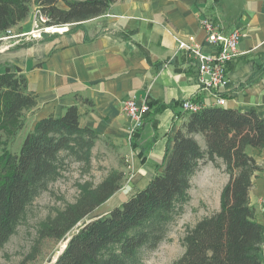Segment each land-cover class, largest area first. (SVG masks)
I'll return each instance as SVG.
<instances>
[{
    "label": "trees",
    "instance_id": "1",
    "mask_svg": "<svg viewBox=\"0 0 264 264\" xmlns=\"http://www.w3.org/2000/svg\"><path fill=\"white\" fill-rule=\"evenodd\" d=\"M59 2L65 9L58 7ZM112 2L0 0V40L27 18L33 6L48 18V26L79 28L86 20L104 14ZM254 74L250 82L256 79ZM79 101L92 106L89 99ZM35 105L36 97L27 90L22 70L6 68L0 74V246L13 233L27 205L60 176L66 159L88 165L93 147L103 137L80 125V108L72 105L60 116L37 121L13 153L10 144L24 126V112ZM180 114L184 120L172 147L144 188L104 218H93L78 227L122 188L124 174L114 171L95 186L79 184L76 201L44 222L40 238L67 239L65 248L50 263L139 264L141 249L157 248L169 223L190 200L191 178L201 165L219 159L228 175L219 195V209L186 231L183 254L169 264H263V226L255 220V209L249 203L252 178L260 168L246 148L264 150V117L254 107L240 111L205 105L198 112ZM140 130L132 132L129 147L144 162V149L138 150L137 143ZM196 135L203 137L205 150Z\"/></svg>",
    "mask_w": 264,
    "mask_h": 264
},
{
    "label": "crops",
    "instance_id": "2",
    "mask_svg": "<svg viewBox=\"0 0 264 264\" xmlns=\"http://www.w3.org/2000/svg\"><path fill=\"white\" fill-rule=\"evenodd\" d=\"M58 7L65 9L62 2ZM202 19L217 25L223 34L236 28L244 34L237 56L227 65V82L219 94L225 99L221 107L240 111L254 107L264 117V0H113L104 14L81 27L71 25L67 32L40 38L28 36L30 12L0 40V74L17 67L25 75L27 90L36 97L35 107L24 112L29 131L37 121L60 116L67 107L77 105L81 126L125 143L132 121L123 112V101L146 102L149 110L137 141L145 161L133 153L132 181L142 184L125 187L130 196L146 186L172 147L184 120L181 102L195 99L217 106L208 93L199 91L190 54L196 45L204 52L211 50ZM180 43L185 47L179 49ZM254 72L256 79L250 82ZM81 98L89 99L92 106L82 104ZM194 138L205 150L203 137ZM246 153L260 168L252 178L249 203L264 237V150L247 147ZM198 178L207 189L214 188L217 196L228 181L219 159L215 165H201L190 190ZM218 209L217 203L212 211ZM261 257L264 264V244Z\"/></svg>",
    "mask_w": 264,
    "mask_h": 264
},
{
    "label": "rangeland",
    "instance_id": "3",
    "mask_svg": "<svg viewBox=\"0 0 264 264\" xmlns=\"http://www.w3.org/2000/svg\"><path fill=\"white\" fill-rule=\"evenodd\" d=\"M32 10V9H31ZM24 126L10 144V150L17 153L30 129V123L24 113ZM91 151L89 164L66 159L60 176L51 182L27 207L15 224L13 233L0 246V264H50L49 261L60 253L67 239L55 242L39 237L44 222L62 210L66 204L74 203L79 194L78 185L88 182L94 186L114 171L124 174L122 189L112 198L99 206L91 215L78 223V227L93 218H104L114 207L125 202L129 196L125 191L133 184L134 174L133 152L128 139L117 140L102 135ZM215 165V164H214ZM192 179V178H191ZM209 181V180H208ZM204 180L194 179L189 190L190 200L183 211L169 223L165 238L154 250L141 249L139 264H169L177 260L184 252L183 237L201 218L213 213L219 196L214 188H206ZM135 191L133 187L131 193ZM76 231V229H74ZM73 231V232H74Z\"/></svg>",
    "mask_w": 264,
    "mask_h": 264
},
{
    "label": "built area",
    "instance_id": "4",
    "mask_svg": "<svg viewBox=\"0 0 264 264\" xmlns=\"http://www.w3.org/2000/svg\"><path fill=\"white\" fill-rule=\"evenodd\" d=\"M47 22L48 18L42 14L39 7L33 6L31 10L32 29L28 33V36L40 38L43 34L64 33L71 26V24L48 26ZM200 25L206 32V42L211 50L204 52L198 45L190 48V54L195 60L196 82L199 91L208 93L215 105L223 106L225 99L219 95L220 89L227 82V65L237 56L238 45L244 34L238 28L229 34H223L218 30L217 25L207 19H202ZM183 47H185V44L180 43L179 49ZM180 107L185 113H195L200 111L204 107V104L197 102L195 99H188L183 100ZM122 109L124 114L132 121L128 130L129 141L132 132L141 127L142 119L149 109L146 102L137 103L134 98L124 100ZM262 203L264 204V199Z\"/></svg>",
    "mask_w": 264,
    "mask_h": 264
},
{
    "label": "water",
    "instance_id": "5",
    "mask_svg": "<svg viewBox=\"0 0 264 264\" xmlns=\"http://www.w3.org/2000/svg\"><path fill=\"white\" fill-rule=\"evenodd\" d=\"M66 243H67V242H66ZM65 246H66V244H65ZM65 246L63 247V249L65 248ZM63 249H62V250H63ZM58 255H59V253L57 254V256H58ZM54 261H55V260H54ZM54 261H53V262H54ZM53 262H52V263H53ZM52 263H50V264H52Z\"/></svg>",
    "mask_w": 264,
    "mask_h": 264
}]
</instances>
